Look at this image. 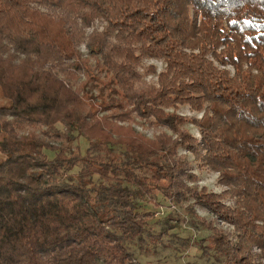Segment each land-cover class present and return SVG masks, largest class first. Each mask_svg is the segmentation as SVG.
Wrapping results in <instances>:
<instances>
[{"label": "trees", "instance_id": "trees-1", "mask_svg": "<svg viewBox=\"0 0 264 264\" xmlns=\"http://www.w3.org/2000/svg\"><path fill=\"white\" fill-rule=\"evenodd\" d=\"M0 99V264H142L160 196L264 264V0H0Z\"/></svg>", "mask_w": 264, "mask_h": 264}, {"label": "rangeland", "instance_id": "rangeland-1", "mask_svg": "<svg viewBox=\"0 0 264 264\" xmlns=\"http://www.w3.org/2000/svg\"><path fill=\"white\" fill-rule=\"evenodd\" d=\"M97 25L100 23L97 22ZM81 49L87 53L85 45H82ZM145 63L156 65L158 71L165 66L162 61L156 59H148ZM146 80L156 81V75H150ZM179 112L195 114L187 105L182 106ZM136 126L150 136L154 133L152 127L142 122ZM187 127L195 136L200 137L197 127L194 125ZM81 144L85 149L87 142L82 139ZM189 158L193 159V155L190 154ZM194 167L200 178V186H207L209 190L216 192L223 190L218 183V173L207 168H199L196 163ZM159 199L160 203L157 205L142 203V211L154 212V216L149 220L148 232L143 238L127 241L136 259L142 264H222L215 259L217 256L212 239L213 232L204 222L205 218L210 219L211 216L199 208L196 210L190 208L188 203L176 205L162 196ZM220 226L235 233L232 225L223 223Z\"/></svg>", "mask_w": 264, "mask_h": 264}]
</instances>
